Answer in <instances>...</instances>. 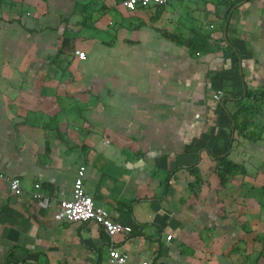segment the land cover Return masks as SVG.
<instances>
[{"label":"crops","instance_id":"1","mask_svg":"<svg viewBox=\"0 0 264 264\" xmlns=\"http://www.w3.org/2000/svg\"><path fill=\"white\" fill-rule=\"evenodd\" d=\"M121 2L0 0V264H112L80 165L128 264H264V0Z\"/></svg>","mask_w":264,"mask_h":264},{"label":"built area","instance_id":"2","mask_svg":"<svg viewBox=\"0 0 264 264\" xmlns=\"http://www.w3.org/2000/svg\"><path fill=\"white\" fill-rule=\"evenodd\" d=\"M167 0H122L121 4L128 10H135L138 6L146 7L149 5L164 4ZM74 54L79 58H85V53L79 49L74 50ZM85 166L80 165L73 180L72 185V197L68 200H62L59 204V208L62 217L71 223H83L93 221L101 226L108 238V255L112 264H128L127 257L124 253L118 250L113 245V238L116 234L121 232H130L131 228L122 225L117 221L118 215L116 213L109 212L108 210L95 205L93 199L84 191V175ZM40 183L34 184V191L31 193L32 199L36 202L44 200V195L40 192ZM6 188L15 196L21 195L23 187L18 178H6ZM171 236H167V240H170ZM139 264H150L147 262Z\"/></svg>","mask_w":264,"mask_h":264},{"label":"rangeland","instance_id":"3","mask_svg":"<svg viewBox=\"0 0 264 264\" xmlns=\"http://www.w3.org/2000/svg\"><path fill=\"white\" fill-rule=\"evenodd\" d=\"M150 8H151V10L153 11L154 7H150ZM150 8H149V9H150ZM188 19H189L190 21H193V20H194L193 18H188ZM190 24H191L192 27H194V25H192V23H190ZM185 25H187L186 27H188V28L190 27L189 24H185ZM195 27H196V26H195ZM258 115H259V116H258V119L260 120V122H262V121H261V117H262V116L260 117L261 114H258ZM255 121H256V120H255ZM245 122H246V124H249V123H247L248 120H247V121L245 120Z\"/></svg>","mask_w":264,"mask_h":264},{"label":"trees","instance_id":"4","mask_svg":"<svg viewBox=\"0 0 264 264\" xmlns=\"http://www.w3.org/2000/svg\"><path fill=\"white\" fill-rule=\"evenodd\" d=\"M43 187H44L45 189H48V190H49V185H46V184H45Z\"/></svg>","mask_w":264,"mask_h":264}]
</instances>
